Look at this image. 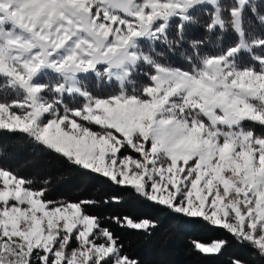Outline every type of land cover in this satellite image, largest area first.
<instances>
[{
	"label": "rangeland",
	"instance_id": "obj_1",
	"mask_svg": "<svg viewBox=\"0 0 264 264\" xmlns=\"http://www.w3.org/2000/svg\"><path fill=\"white\" fill-rule=\"evenodd\" d=\"M234 1L236 46L191 71L151 64L150 83L139 88L132 73L151 61L144 42L164 35L172 18L182 26L196 5L214 6L220 25V0H0V75L25 92L17 111L0 105V127L28 131L80 166L224 226L264 254V139L249 124H264V56L251 52L263 42L243 37L251 0ZM241 50L251 52L250 64H236ZM53 67L59 96L48 100L32 79ZM87 73L104 77L100 90L112 81L118 90L93 96L78 85ZM64 94L81 97V106L70 109ZM40 195L0 168V264H134L79 204ZM222 242L195 245L214 253Z\"/></svg>",
	"mask_w": 264,
	"mask_h": 264
},
{
	"label": "trees",
	"instance_id": "obj_2",
	"mask_svg": "<svg viewBox=\"0 0 264 264\" xmlns=\"http://www.w3.org/2000/svg\"><path fill=\"white\" fill-rule=\"evenodd\" d=\"M220 25H215V7L196 5L179 25V19L169 21L165 34L152 42H144L143 49L151 61H140L132 77L139 88L150 83L151 64H159L183 71H191L210 57L226 53L236 46L239 36L233 27L234 0H220ZM241 29L246 42L262 41L252 46L251 52L264 56V0H251L242 9ZM251 52L233 55L236 64L241 58L251 63ZM242 66V64L240 65ZM84 77V76H81ZM88 80L78 81L80 87L95 97H108L118 90L115 81L109 90L103 76L87 73ZM44 86L43 97L55 100L58 96L53 84L59 82L51 70H43L35 78ZM24 91L0 76V105L17 111L24 100ZM70 109L79 108L83 99L75 94L63 96ZM255 135L264 139V124L250 122ZM94 128V126L92 125ZM0 168L24 181L26 187L41 190L43 200L77 203L82 212L92 216L97 228L113 239L118 253L134 264H264V254L252 241L239 239L224 226L215 225L201 216L175 211L138 192L130 185L113 181L108 176L80 166L64 154L37 141L28 131L0 127ZM126 219L148 220L145 229L129 227ZM223 241L218 252L205 253L195 243ZM28 264H41L30 259ZM100 264H107L104 260Z\"/></svg>",
	"mask_w": 264,
	"mask_h": 264
}]
</instances>
